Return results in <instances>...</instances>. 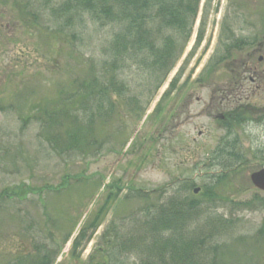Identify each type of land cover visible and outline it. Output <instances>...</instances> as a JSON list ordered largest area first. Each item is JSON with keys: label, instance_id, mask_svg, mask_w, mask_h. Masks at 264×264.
Listing matches in <instances>:
<instances>
[{"label": "rangeland", "instance_id": "rangeland-1", "mask_svg": "<svg viewBox=\"0 0 264 264\" xmlns=\"http://www.w3.org/2000/svg\"><path fill=\"white\" fill-rule=\"evenodd\" d=\"M203 1L188 39L147 22L153 46L174 42L176 64L168 73L140 64L148 50L118 57L112 45L125 23L103 24L87 12L67 10L65 0L0 2V264L34 255L33 244L44 240L36 232L47 238L59 230L77 234L100 216L93 242L73 264H178L173 248L182 243L196 251L193 263L262 264L264 210L249 204L252 145L245 138L251 128L237 147L235 130L219 131L214 119L196 116L220 87L194 82L232 10L226 2ZM258 11L250 12L246 26L252 33H264V9ZM202 28L204 52L194 46ZM180 74L177 98L169 99L172 78ZM188 93L202 103L194 96L186 123ZM227 141L231 147L223 150ZM28 189L37 194L27 195ZM195 189L203 190L197 218L188 212L184 240L179 224L161 233L162 241L174 243L162 262L146 251L153 243L151 223L172 202L189 206ZM106 235L107 255L88 260ZM54 238L47 240L52 251L60 237ZM68 246L58 257L62 264H71ZM25 250L30 252L20 254Z\"/></svg>", "mask_w": 264, "mask_h": 264}, {"label": "flooded vegetation", "instance_id": "flooded-vegetation-1", "mask_svg": "<svg viewBox=\"0 0 264 264\" xmlns=\"http://www.w3.org/2000/svg\"><path fill=\"white\" fill-rule=\"evenodd\" d=\"M217 1L218 3L226 2L232 4V10H230L229 14L232 23L229 22L230 19L228 18L226 27L220 28L219 42L212 52L213 55L208 58L202 74L196 77L197 79L194 82L197 83L196 86H199V88L211 86L210 83L214 84V87L220 84L218 90L211 92L210 102L202 104L201 112L196 116L201 117L203 112L207 118L214 119L217 122L219 131L235 130L237 147L243 144L245 138L243 131L251 128L249 130L250 138H245V141H250L252 145L250 151L251 167L248 168L249 171L251 170V186L249 184V187L254 193L251 203L254 207L264 210V191L258 188L256 182L254 183L252 180V176L256 174H264V33H252L250 27L246 28L251 21L250 12L258 14L260 12L258 11L259 8L263 10L264 0ZM258 19L262 22V18ZM240 24H243L244 28H240ZM204 39V29H201L198 31L194 46L197 49L201 45L203 52L208 45L206 41L204 42ZM199 61H201V57L196 62L198 63ZM177 94L174 91L171 99L176 97ZM187 95L188 99L185 104L187 109L184 113L186 123L190 120V106L193 105L195 94L188 93ZM176 98L173 101L174 103ZM195 98H197L198 104L202 103V99L200 100L197 96ZM202 136H204V133L200 131L198 137ZM45 227L47 228V225ZM51 234L47 238V235L38 236V232H36L35 238H43L44 240L39 245L35 243L34 255L31 254L29 258L16 261L14 264H51L50 259L56 256L55 250L58 245L61 244L58 249L59 255L62 246L66 244L67 239L71 238L73 232L72 230H67L62 233L59 230L58 235H55L54 232H51ZM55 236L60 238L59 242H57L58 245L52 251L47 240ZM260 238L262 242L259 246L263 249L262 264H264V236ZM53 240L55 241L56 239L54 238ZM29 241L31 243V240ZM68 247H70L67 252H69L68 256H70L71 264L76 263V243H72ZM85 247L86 245H83L79 250L83 252ZM27 252L30 251H21L20 254ZM62 262L63 259H61L60 264Z\"/></svg>", "mask_w": 264, "mask_h": 264}, {"label": "trees", "instance_id": "trees-1", "mask_svg": "<svg viewBox=\"0 0 264 264\" xmlns=\"http://www.w3.org/2000/svg\"><path fill=\"white\" fill-rule=\"evenodd\" d=\"M65 8L72 9L76 12L89 13L94 20L105 23H120L127 24L126 31L120 32L115 36L112 50H115L119 58L125 59L130 54H138L144 50H148L147 57H142L140 64H144L150 68H157L167 73L171 69V60L173 56V41L167 38L165 46L161 49L153 46L154 44L147 39L149 32L146 30V25L149 20L161 23L167 28H176L177 30H185L189 27L190 18L196 14V7L194 3H186V0L177 2L176 0H65ZM198 1V0H196ZM197 5V3H195ZM156 14V16H155ZM150 21V23L152 22ZM124 24V25H125ZM184 34V32L182 33ZM157 36V34H156ZM145 67V68H147ZM76 98L74 95L73 99ZM63 109V104L60 106ZM59 108V107H58ZM56 109V113L58 111ZM54 115V114H53ZM52 118L53 116H49ZM68 148V147H67ZM200 197L193 196V200L188 206H182L178 202H172L161 211L156 219L151 223V235L153 236V243L148 245L149 253L160 257L163 262L166 257L167 249L173 248L174 243L162 241L161 233L167 232L171 227L180 225L178 229L179 236L184 240L183 230L188 228L189 218L188 212L193 210V217L197 214L195 210L199 207ZM182 226H184L182 228ZM181 233V234H180ZM158 241L162 242L157 246ZM166 247V252L160 255V248ZM171 248V250H172ZM177 256H179L178 264H188L189 258L188 250L185 249L184 244L180 249L173 248ZM165 255V256H164ZM164 257V258H163ZM162 264V263H161Z\"/></svg>", "mask_w": 264, "mask_h": 264}, {"label": "water", "instance_id": "water-1", "mask_svg": "<svg viewBox=\"0 0 264 264\" xmlns=\"http://www.w3.org/2000/svg\"><path fill=\"white\" fill-rule=\"evenodd\" d=\"M194 192H195V194H197L199 192V190H195Z\"/></svg>", "mask_w": 264, "mask_h": 264}]
</instances>
